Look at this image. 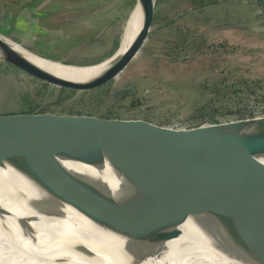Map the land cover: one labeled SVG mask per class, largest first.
<instances>
[{
    "label": "water",
    "instance_id": "obj_1",
    "mask_svg": "<svg viewBox=\"0 0 264 264\" xmlns=\"http://www.w3.org/2000/svg\"><path fill=\"white\" fill-rule=\"evenodd\" d=\"M249 1L264 13V0ZM137 4L141 8L137 37L120 59L89 82L59 78L7 42L65 67L91 65L48 59L1 32L0 61L57 88L103 87L128 68L153 29L156 0ZM129 92L132 89H121L113 99ZM74 164L99 171L109 164L123 187L114 190L109 180L81 175L69 167ZM6 165L55 202L92 209L89 215L128 237L134 252H151L179 238L189 216L205 213L231 218L248 254L264 264V114L170 125L21 103L18 109L0 111V168ZM0 214L9 212L0 207Z\"/></svg>",
    "mask_w": 264,
    "mask_h": 264
},
{
    "label": "rangeland",
    "instance_id": "obj_2",
    "mask_svg": "<svg viewBox=\"0 0 264 264\" xmlns=\"http://www.w3.org/2000/svg\"><path fill=\"white\" fill-rule=\"evenodd\" d=\"M249 3L156 0L153 29L140 53L115 80L90 91L57 88L1 62L0 111L29 103L55 112L83 110L170 125H188L203 114L226 119L224 112L237 109L252 113L246 117L263 115L264 13ZM136 4L53 0L52 22L44 24L48 34L28 43L29 49L69 64L99 63L118 50ZM247 85L261 89L263 97L248 95ZM121 89L132 92L113 99ZM212 99L213 109L205 108Z\"/></svg>",
    "mask_w": 264,
    "mask_h": 264
},
{
    "label": "bare ground",
    "instance_id": "obj_3",
    "mask_svg": "<svg viewBox=\"0 0 264 264\" xmlns=\"http://www.w3.org/2000/svg\"><path fill=\"white\" fill-rule=\"evenodd\" d=\"M141 28L137 4L128 17L118 50L89 68L65 67L38 57L8 41L17 53L49 73L86 83L100 76L130 48ZM90 178L109 180L114 190L123 181L109 164L102 171L81 164L69 166ZM51 204V207H43ZM0 264H259L236 233L231 218L210 214L189 216L182 235L151 252H134L131 240L93 219L92 209L80 210L55 202L13 167L0 168ZM264 234V226L261 227ZM239 234V233H238Z\"/></svg>",
    "mask_w": 264,
    "mask_h": 264
},
{
    "label": "crops",
    "instance_id": "obj_4",
    "mask_svg": "<svg viewBox=\"0 0 264 264\" xmlns=\"http://www.w3.org/2000/svg\"><path fill=\"white\" fill-rule=\"evenodd\" d=\"M52 5L53 0H0V32L33 47L28 43L38 42L42 34H48L44 24L52 22ZM36 32L39 38H35Z\"/></svg>",
    "mask_w": 264,
    "mask_h": 264
},
{
    "label": "trees",
    "instance_id": "obj_5",
    "mask_svg": "<svg viewBox=\"0 0 264 264\" xmlns=\"http://www.w3.org/2000/svg\"><path fill=\"white\" fill-rule=\"evenodd\" d=\"M248 1V3L250 2L249 0H246ZM212 4V3H211ZM250 4V3H249ZM203 6H206V4H203ZM179 48H180V45H179ZM6 64V63H4ZM2 65L1 61H0V66ZM7 66H10L7 64ZM248 86V85H247ZM260 90V91H259ZM253 89L252 87L248 86V95H251L253 98L257 99V100H260L263 95L261 93V89ZM213 104L214 101L213 99L211 101H209V104H207V106L205 108H208V109H213ZM215 114L216 113H220L218 110H214ZM252 113H248L247 111H242L241 109H237V110H230V111H227V112H224L223 115L227 116V117H239V118H242V117H246V116H249L251 115ZM207 118V116L205 114L201 115L200 117L198 118H195L194 120L196 121H200V120H205Z\"/></svg>",
    "mask_w": 264,
    "mask_h": 264
},
{
    "label": "built area",
    "instance_id": "obj_6",
    "mask_svg": "<svg viewBox=\"0 0 264 264\" xmlns=\"http://www.w3.org/2000/svg\"><path fill=\"white\" fill-rule=\"evenodd\" d=\"M249 4V3H248Z\"/></svg>",
    "mask_w": 264,
    "mask_h": 264
}]
</instances>
